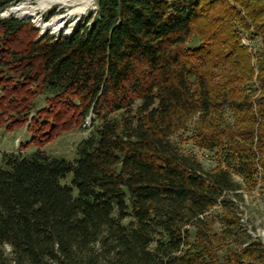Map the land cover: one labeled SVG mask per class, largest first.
I'll return each mask as SVG.
<instances>
[{
	"label": "trees",
	"instance_id": "trees-1",
	"mask_svg": "<svg viewBox=\"0 0 264 264\" xmlns=\"http://www.w3.org/2000/svg\"><path fill=\"white\" fill-rule=\"evenodd\" d=\"M243 30L264 44V0H96L57 37L0 16V128L37 147L1 154L0 264H264L214 229L217 207L239 224L233 175L264 169V46L254 77ZM87 117L71 159L39 148ZM189 123L213 167L173 139Z\"/></svg>",
	"mask_w": 264,
	"mask_h": 264
},
{
	"label": "rangeland",
	"instance_id": "rangeland-1",
	"mask_svg": "<svg viewBox=\"0 0 264 264\" xmlns=\"http://www.w3.org/2000/svg\"><path fill=\"white\" fill-rule=\"evenodd\" d=\"M62 1L64 2L63 4H53L43 10H35V12H37L36 15L39 16L43 22H48L51 18L56 16L62 17L61 26L57 31L44 28L43 24H38L30 17L19 16L8 11L10 7L16 5L36 8L37 0H15L0 12V16H15L29 19L39 30L40 35L45 33H49L54 37L61 34L68 35L76 23L84 17L89 10H95L96 0ZM250 26V28L253 29V26ZM254 33V36L250 37L249 33L243 30L240 33L239 39L241 45L247 49L250 55V64L253 67L255 77L258 73V62L261 58L260 50L264 44L261 34L258 32ZM244 83L248 85L247 88L250 87L251 90L255 89V82L244 81ZM224 113L227 121L232 122L233 118L227 107H224ZM194 118H196V116ZM191 126L192 124L189 123L188 129L180 131L173 139L177 141L180 148L185 152L193 153L205 167H213L218 161L216 155L212 152L200 149L193 144L192 139H189L191 135ZM25 127L26 125H23L14 130L0 128V158L4 151H21L23 153H28L37 148L36 145L28 142L30 141L29 133L25 130ZM89 128L90 119L87 117L82 128H75L62 132L50 141L39 145V148L51 156L71 159L74 156L76 144L83 137L88 135ZM233 177L235 181L238 182L239 189L237 193H228L227 198L232 202L233 213L238 218L239 224L234 228H231L230 225L226 226V212L221 207H217V209L213 211L216 222L214 224L215 231H217L218 234H222L224 229H226L227 232L222 234V236L229 235L227 236L228 238L225 236L227 239L223 236V242L221 244L219 243V246L222 245V247H225L224 245L228 243L226 247H242L248 240L246 234L250 235L252 240L259 241L264 245V169H261L260 173L257 175L255 185H249L236 174H234ZM245 232L246 234H244ZM5 250L8 251V248L5 247Z\"/></svg>",
	"mask_w": 264,
	"mask_h": 264
},
{
	"label": "bare ground",
	"instance_id": "bare-ground-1",
	"mask_svg": "<svg viewBox=\"0 0 264 264\" xmlns=\"http://www.w3.org/2000/svg\"><path fill=\"white\" fill-rule=\"evenodd\" d=\"M62 0H37L36 8H29L22 5L12 6L8 9L10 13L17 14L19 16L30 17L35 20L38 24H43L44 28H50L54 31H57L62 22V17L56 16L51 18L48 22H43L39 16H37L36 9L43 10L44 8L53 5V4H63Z\"/></svg>",
	"mask_w": 264,
	"mask_h": 264
},
{
	"label": "water",
	"instance_id": "water-1",
	"mask_svg": "<svg viewBox=\"0 0 264 264\" xmlns=\"http://www.w3.org/2000/svg\"><path fill=\"white\" fill-rule=\"evenodd\" d=\"M72 30V29H71ZM71 32V31H70Z\"/></svg>",
	"mask_w": 264,
	"mask_h": 264
}]
</instances>
